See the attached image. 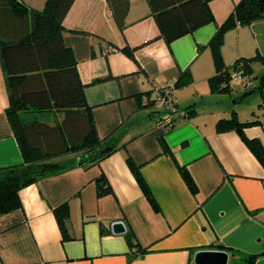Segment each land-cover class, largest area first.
Segmentation results:
<instances>
[{
  "label": "crops",
  "instance_id": "obj_1",
  "mask_svg": "<svg viewBox=\"0 0 264 264\" xmlns=\"http://www.w3.org/2000/svg\"><path fill=\"white\" fill-rule=\"evenodd\" d=\"M23 1L36 9L46 4ZM239 1L211 0L215 21L168 45L148 0H131L123 29L109 0H75L64 40L75 52L98 134L113 135L116 150L86 165L74 153L55 158L63 168L22 188V206L0 215V264H200L196 253L208 249L228 251L227 264H264V165L236 130H218L236 112L255 122L245 132L264 143V95L250 110L236 106L246 91H258L264 74V18L229 29L222 46L227 65L255 59L252 77L242 75L229 92H213L210 84L217 68L209 43ZM126 46L135 49L134 58ZM177 77L184 81L176 93L180 114L168 130L166 116L141 101ZM9 106L0 58V179L4 168L24 161ZM180 166L193 176L196 193ZM103 176L112 188L106 195L99 194ZM65 203L68 238L54 212ZM115 221L127 231L114 232ZM139 247L147 251L137 253Z\"/></svg>",
  "mask_w": 264,
  "mask_h": 264
},
{
  "label": "trees",
  "instance_id": "obj_2",
  "mask_svg": "<svg viewBox=\"0 0 264 264\" xmlns=\"http://www.w3.org/2000/svg\"><path fill=\"white\" fill-rule=\"evenodd\" d=\"M211 0H148L161 36L168 45L201 26L215 21L210 7ZM75 0H46L43 9L29 6L23 0H0V58L6 77L10 98L7 114L19 141L24 161L3 169L0 179V215L22 206L20 190L39 177L57 171L64 166L54 162L55 158L76 154L90 155L99 149H108L99 157L86 163H96L116 150L113 135L100 138L93 108L86 95L78 61L73 48L65 43L63 33L65 18ZM114 16L123 29L131 0H109ZM264 18V0H240L233 12L211 39L217 73L211 77L213 92H229L236 74L252 77V62L227 65L223 58L222 46L225 33L238 25L251 24ZM134 58L135 49H122ZM187 74V73H186ZM102 79L96 80V82ZM188 81V80H186ZM184 81L178 80L177 86ZM256 90L264 95V74ZM141 101L151 105L153 97ZM63 111V117L54 124L38 120L27 121L22 115L35 111ZM194 112V111H193ZM179 119H175L176 121ZM174 123V124H175ZM255 122H243L236 112L230 118L218 122V130H236L254 154L264 165V143L260 138L249 137L245 129ZM174 125L171 124L170 129ZM165 150H168L166 145ZM143 191L155 207L157 204L149 186L131 157L127 158ZM85 164V165H86ZM183 177L191 190L197 192V184L189 172L180 166ZM99 194L112 192L111 185L103 176L99 180ZM64 238L69 237L67 219L70 215L68 203L54 209ZM132 231L127 236L132 243ZM139 247L137 253H145ZM256 256H250L251 263Z\"/></svg>",
  "mask_w": 264,
  "mask_h": 264
},
{
  "label": "built area",
  "instance_id": "obj_3",
  "mask_svg": "<svg viewBox=\"0 0 264 264\" xmlns=\"http://www.w3.org/2000/svg\"><path fill=\"white\" fill-rule=\"evenodd\" d=\"M241 76V74H236L234 79L238 80ZM178 80V77L173 78L164 85L157 86L153 91L154 96L151 105L166 116V118L163 119V123L167 129L170 128L171 124L174 125L175 119H177L180 114L176 97Z\"/></svg>",
  "mask_w": 264,
  "mask_h": 264
},
{
  "label": "water",
  "instance_id": "obj_4",
  "mask_svg": "<svg viewBox=\"0 0 264 264\" xmlns=\"http://www.w3.org/2000/svg\"><path fill=\"white\" fill-rule=\"evenodd\" d=\"M254 90L246 92L242 97H246L253 93ZM108 149H99L95 153H91L90 155H83L77 158V163L79 165H84L88 163L90 158H97L101 154L105 153ZM112 229L116 233H124L127 231V225L124 221H115L112 224ZM230 258V254L226 250L222 249H212V250H200L196 253V261L200 264H227Z\"/></svg>",
  "mask_w": 264,
  "mask_h": 264
},
{
  "label": "rangeland",
  "instance_id": "obj_5",
  "mask_svg": "<svg viewBox=\"0 0 264 264\" xmlns=\"http://www.w3.org/2000/svg\"><path fill=\"white\" fill-rule=\"evenodd\" d=\"M243 76H241L238 80V82H234L233 86H238L242 83L243 80H245V78H242ZM240 88V87H238ZM248 92V91H246ZM263 93L261 91H256L254 93H252L251 95L247 96L245 98V100L239 104H236L237 107H239L238 109H248L250 110L251 104H253L255 101H257L258 98L262 97ZM234 101V100H233ZM63 114V111H59V110H50V111H35L32 113H24L22 115V117L24 118V120L27 121H32V120H38L41 122H48L50 124H54L55 121H57L58 119L61 118V115Z\"/></svg>",
  "mask_w": 264,
  "mask_h": 264
}]
</instances>
